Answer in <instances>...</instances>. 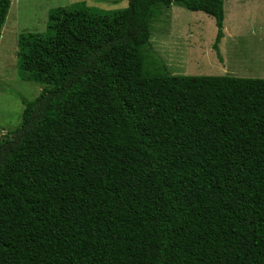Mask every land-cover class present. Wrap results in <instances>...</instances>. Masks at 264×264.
<instances>
[{
  "label": "trees",
  "instance_id": "obj_1",
  "mask_svg": "<svg viewBox=\"0 0 264 264\" xmlns=\"http://www.w3.org/2000/svg\"><path fill=\"white\" fill-rule=\"evenodd\" d=\"M225 1H77L20 33L18 75L45 87L0 135V264H264V78L145 53L176 4L215 19L221 58Z\"/></svg>",
  "mask_w": 264,
  "mask_h": 264
},
{
  "label": "rangeland",
  "instance_id": "obj_2",
  "mask_svg": "<svg viewBox=\"0 0 264 264\" xmlns=\"http://www.w3.org/2000/svg\"><path fill=\"white\" fill-rule=\"evenodd\" d=\"M11 8L3 26L0 40V135L15 129L22 121V99L33 100L40 95L44 84L22 80L18 75V37L23 32H44L48 12L58 6L86 1L88 5L117 9L128 6V0H11ZM227 30L241 34L243 27H232L234 11L225 4ZM203 14V15H200ZM231 14V15H230ZM253 28V25L251 26ZM237 38L235 51L230 52L227 39L220 47L221 58L214 48L217 36L215 19L174 4L162 7L152 22V38L145 53L164 71L172 75H229L260 77L264 73V56L255 43H245L253 35ZM240 36V35H239ZM259 50V51H258Z\"/></svg>",
  "mask_w": 264,
  "mask_h": 264
},
{
  "label": "crops",
  "instance_id": "obj_3",
  "mask_svg": "<svg viewBox=\"0 0 264 264\" xmlns=\"http://www.w3.org/2000/svg\"><path fill=\"white\" fill-rule=\"evenodd\" d=\"M230 3V10L234 11L233 19L235 22L232 23V27H243L244 31H251L253 35L250 39H247L245 43L253 42L257 39V47H260L259 51L262 56H264V0H226L225 4ZM226 6V5H225ZM202 12V11H196ZM204 13V12H203ZM203 15V14H200ZM231 15V14H230ZM226 20V12H225ZM224 20V37L221 40L220 47H222L227 39L232 40L230 45H226L230 52L235 51V42H238L237 38L247 37L243 33L239 35H233L231 30H227ZM253 25V28L251 27ZM259 78H264V73H262Z\"/></svg>",
  "mask_w": 264,
  "mask_h": 264
}]
</instances>
